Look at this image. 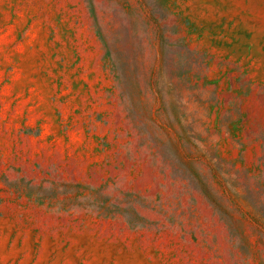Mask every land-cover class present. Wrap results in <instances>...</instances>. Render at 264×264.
<instances>
[{
    "label": "rangeland",
    "instance_id": "rangeland-1",
    "mask_svg": "<svg viewBox=\"0 0 264 264\" xmlns=\"http://www.w3.org/2000/svg\"><path fill=\"white\" fill-rule=\"evenodd\" d=\"M0 264H264V0H0Z\"/></svg>",
    "mask_w": 264,
    "mask_h": 264
}]
</instances>
